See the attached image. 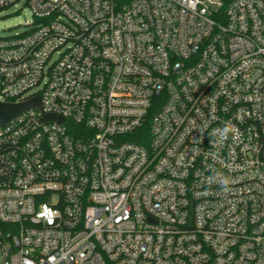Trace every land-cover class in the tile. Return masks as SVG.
<instances>
[{
    "label": "built area",
    "instance_id": "1",
    "mask_svg": "<svg viewBox=\"0 0 264 264\" xmlns=\"http://www.w3.org/2000/svg\"><path fill=\"white\" fill-rule=\"evenodd\" d=\"M19 3L0 264H264V0Z\"/></svg>",
    "mask_w": 264,
    "mask_h": 264
},
{
    "label": "rangeland",
    "instance_id": "2",
    "mask_svg": "<svg viewBox=\"0 0 264 264\" xmlns=\"http://www.w3.org/2000/svg\"><path fill=\"white\" fill-rule=\"evenodd\" d=\"M34 16L30 7L19 3L17 6L4 9L0 12V30L2 36H15L24 33L29 26L27 23L34 22ZM40 87L35 88V91Z\"/></svg>",
    "mask_w": 264,
    "mask_h": 264
},
{
    "label": "water",
    "instance_id": "3",
    "mask_svg": "<svg viewBox=\"0 0 264 264\" xmlns=\"http://www.w3.org/2000/svg\"><path fill=\"white\" fill-rule=\"evenodd\" d=\"M34 107H42L40 97L32 98L27 100V102L22 101L9 103L0 101V127L9 123L24 111Z\"/></svg>",
    "mask_w": 264,
    "mask_h": 264
},
{
    "label": "clouds",
    "instance_id": "4",
    "mask_svg": "<svg viewBox=\"0 0 264 264\" xmlns=\"http://www.w3.org/2000/svg\"><path fill=\"white\" fill-rule=\"evenodd\" d=\"M230 131V128L228 126H225L223 129H217L212 135L219 136L221 139H226L227 135ZM201 135H203V130H201ZM211 143L214 144L215 141L211 140ZM212 175H217L216 173H212ZM213 183H217L220 188L224 191L229 190V184H230V179L223 175L222 172H218V178L212 181Z\"/></svg>",
    "mask_w": 264,
    "mask_h": 264
},
{
    "label": "trees",
    "instance_id": "5",
    "mask_svg": "<svg viewBox=\"0 0 264 264\" xmlns=\"http://www.w3.org/2000/svg\"><path fill=\"white\" fill-rule=\"evenodd\" d=\"M7 227H10L9 225H5V224H3V223H0V228H7Z\"/></svg>",
    "mask_w": 264,
    "mask_h": 264
}]
</instances>
